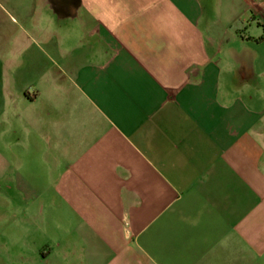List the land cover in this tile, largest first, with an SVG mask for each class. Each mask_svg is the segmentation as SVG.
I'll return each mask as SVG.
<instances>
[{
    "label": "crops",
    "instance_id": "crops-1",
    "mask_svg": "<svg viewBox=\"0 0 264 264\" xmlns=\"http://www.w3.org/2000/svg\"><path fill=\"white\" fill-rule=\"evenodd\" d=\"M0 264H264V0H0Z\"/></svg>",
    "mask_w": 264,
    "mask_h": 264
}]
</instances>
